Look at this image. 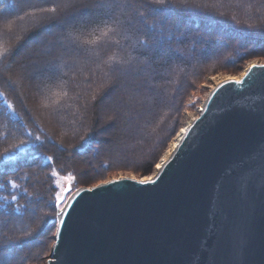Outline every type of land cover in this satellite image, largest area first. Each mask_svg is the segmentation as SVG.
Masks as SVG:
<instances>
[{
  "label": "water",
  "instance_id": "1",
  "mask_svg": "<svg viewBox=\"0 0 264 264\" xmlns=\"http://www.w3.org/2000/svg\"><path fill=\"white\" fill-rule=\"evenodd\" d=\"M253 65L209 87L155 178L81 185L46 264H264V62Z\"/></svg>",
  "mask_w": 264,
  "mask_h": 264
},
{
  "label": "trees",
  "instance_id": "2",
  "mask_svg": "<svg viewBox=\"0 0 264 264\" xmlns=\"http://www.w3.org/2000/svg\"><path fill=\"white\" fill-rule=\"evenodd\" d=\"M2 1H6V6H4L6 9L12 8V5L9 3L10 0H0V2ZM100 1L101 0L97 2L96 0H80L69 9H64L65 6H62V11L60 12H57L55 8L56 3L52 2V4L46 6V8L35 7L36 10L40 11L42 14L40 18H45V21L46 19L48 21L50 17L57 12V18L54 17L55 22L54 20L51 21V23H56L63 19L64 16L73 13L88 14L87 16L90 15L91 17L89 19H91L95 15L93 13L100 12L99 10L95 11V9L98 8L96 6L100 5ZM119 1H124L125 9H120V3L117 2L115 8L111 9L112 14L110 18H106L108 15L101 11L96 18H99L102 22L99 21V23L96 24L92 20L88 21L87 19L83 22L82 29L87 33L81 35V38L78 37V53L83 57H87L85 56V49H88V51H94L97 57H93L91 52L90 55L88 54L92 66L88 68V72H85L87 75L79 77L81 74H79L76 69L72 71L73 77L75 78L73 82L75 84L78 82V84L81 85H79L81 89L78 87L74 88L71 82L69 84L66 83V81H64L65 77L63 76H61L63 79L61 83L46 82V84L43 83L41 85L42 88L46 89V91H44L47 95L44 93L45 95L41 98V100L44 101V106H40L41 110H39V112L42 113L50 123H54L52 125L60 126L59 118L61 117H65L67 122L70 120L73 123H80V120L84 118L88 121L89 125L94 128L98 122V117L101 115L102 106L99 96L96 97L93 95L92 100L89 99L87 102L85 101V98L88 99V91L91 92V88L95 90L99 89L98 87L100 84L103 85L107 78H109L108 80L113 84L115 83L117 89L121 91L127 88L137 92L139 90L147 91L148 89L146 88L141 89L142 86L138 87L140 83L136 82V80L132 82L129 80L126 82L125 79H123L124 77L119 76V69L131 70L132 66H134V64H131L134 61L136 65L142 63L139 66L146 68L144 61L149 60L147 64L152 63L154 65V59L162 57L163 54H165L164 58L166 59L165 63L168 64V69H172L170 70L169 77L166 76L162 78V76L159 75L158 79L162 78L161 81L163 84L167 81H171L170 83L177 81L175 83L178 89L173 83L169 87L167 85L168 83L164 86L172 91V93L169 94V98L173 100L176 99L180 104L181 98L186 93V90L192 87L196 80H199L204 74L208 73L206 66H195L194 68L196 69H194L191 68L190 65L194 62V64H197V61L205 56L211 49L216 50L219 46L222 48L220 49L221 51L225 48L226 40L216 38V35H210L209 33H211V30L216 27L218 28L221 24L223 25V31L216 32L218 34L224 35L228 30V32H232V35L240 31L244 37L247 36L245 35L247 34V30L245 29H232V26L228 22L230 20L224 18L225 16L231 14L232 16L230 15L229 17L232 18L235 23L239 21L245 25L250 23V25H253L255 32H262V30H264V26L260 24L263 21L259 19L256 14L252 20H249L250 18L246 17L242 12L243 9L241 8L247 0H240L243 3L242 7L232 5V0L229 2L232 6L226 4L224 1L219 5L220 9L214 8L215 2L213 0H189L187 2L183 0H164L163 4L157 3V0ZM252 1L257 10L261 5L262 7L264 6V0ZM11 3L14 2L11 1ZM181 4H199L198 6L201 9H195L194 11L192 9L183 10L182 7L184 6H179ZM133 5L137 8H134ZM52 8H55L56 11L52 12ZM157 9H161L160 12H163L158 18L155 16ZM19 16H22L23 19L31 17L25 8ZM33 17H36V15ZM103 17L108 20H104ZM143 17L147 18H144V20ZM18 22L19 20L17 21L15 19L12 26L15 27ZM51 23L48 26H51ZM155 23H158L157 26ZM185 24L189 26H184ZM202 24L206 30H209L207 31L208 33H203V35L198 33L195 29V27H200ZM105 25L114 29V31H108L107 36H103L102 34V30L107 31ZM39 29L38 27L34 28V32L37 31L35 32L36 34L40 33ZM61 29L63 30L65 27L61 26ZM6 34H10V32L7 31ZM98 37L100 39L96 43L85 42V40H96ZM0 39V61L8 57L6 60L7 63L12 59L11 56L13 53L11 55L9 51V44L2 40V38ZM131 40L136 42L134 48L130 46ZM220 51H218V53ZM237 55V57L235 56L236 58H232L229 62L233 63L243 57L245 53L238 52ZM98 56L100 58H98ZM33 58L28 57L18 60L15 68H25L26 63L33 60ZM47 58V55L41 53L34 58V61L35 63H41L48 61ZM65 59L64 56L62 63ZM93 62L97 63L99 68H95ZM159 64H157V66H159ZM126 66H129V68H125ZM180 69L184 72L181 73L178 71ZM64 70L63 73L66 72ZM178 76L180 80H177ZM143 81L149 82L148 79H144ZM178 83H183V85L180 86ZM152 85L153 84L149 83L146 86L149 88ZM0 94H2L0 95V215L5 219L7 218V222L10 224L5 229V234H0V264H11V262H13L10 261L11 259H21L23 261V258L28 257V253L24 248L27 246H32V248L37 246L39 243L37 242V238L41 230H45L56 224V210L59 205L63 204L64 194H69L72 190L81 185L76 170L74 168L67 169L58 162V160H63L65 155L59 152L55 153L57 150L49 146L53 139L52 132L46 128V125H44L40 119L34 122L26 119L18 108L16 100L4 89L1 81ZM130 102L135 105V112L139 113V110H143V105L141 104H144V102L136 99V97L135 99H130ZM70 103L75 104L77 108L73 109V107L67 106L71 105ZM82 104L86 105L80 107ZM52 109H55V111ZM109 111L115 113V116L121 117L120 107H112ZM160 114L162 113H158V118L165 117ZM151 126L154 128L155 122H152ZM92 128L90 129L92 130ZM156 131V135L158 136L151 135V141L153 142L151 143L150 149H152V152L147 156L145 162L139 164L142 168L139 169L140 171H150L158 158L159 151L170 137L166 121L160 122L159 128H157ZM94 138L93 132L89 136H84V145L79 147L77 151L82 152L86 151V149L93 148L95 143L92 141L96 139ZM56 144L59 145L58 142ZM17 145H19L20 148H17ZM49 157L51 159H49ZM36 170L42 173L40 180H38L39 175L33 179ZM57 174L63 175L66 178V182L63 185L65 189L62 194L58 193L59 188L56 183ZM69 174L75 177V179L69 181L67 179ZM41 177L44 180H41ZM31 179L35 182L40 181L39 190H35L32 185L33 180L30 182ZM43 199H48L49 203H45L46 205L44 206L47 211L43 213L42 220L40 221L39 219L36 220V215L39 213L36 212V208L33 206L40 207V201H43ZM16 218H22V220L28 221V226L21 230H17L11 223L12 220ZM31 219H33V221L29 222ZM42 224H44V226ZM41 225L43 226L42 229H40ZM5 250L8 251V253H5Z\"/></svg>",
  "mask_w": 264,
  "mask_h": 264
},
{
  "label": "rangeland",
  "instance_id": "3",
  "mask_svg": "<svg viewBox=\"0 0 264 264\" xmlns=\"http://www.w3.org/2000/svg\"><path fill=\"white\" fill-rule=\"evenodd\" d=\"M11 1L14 3H11ZM79 1L80 0H10L9 3L12 5V8L6 9L4 7L5 5H1L0 38L9 44V51L11 52V55L12 53L13 55L11 56L12 59H10L7 63L6 60L8 57L0 61V81L4 89L16 100L18 108L21 110L22 114H24L26 119H29L32 122L40 119L42 123L46 125V128L52 132L53 141L49 146L54 147L57 150L55 153L59 152L65 155L63 160H58L57 156L56 159L67 169L74 168L76 170L80 185L91 182L95 186H99L112 175L121 172H133L138 177L153 174L156 170V166L162 160L164 153L169 149L175 138L178 137L180 131L190 118V113H196L201 106L205 93L211 84L214 83V78L219 74H239L254 60L257 62H264V30H262V32H255L253 25H250V23L248 25L241 23V21L235 23V21L229 17L231 15L230 14L224 18L233 23L232 24L228 21L232 26V29H245L247 30V34H245L247 36L244 37L240 31L232 35V32H228V30L224 33V35L218 34L216 32L223 31V25L221 24L218 28L216 27L211 30V33H209L210 35H216V38L226 40L225 48L221 51L220 49L222 48L219 46L216 50L211 49L205 56L201 57V59L197 61V64H194V62L190 65L191 68L200 65L206 66L208 73L204 74L199 80H196L194 85L186 90V93L181 98L180 104L176 99L173 100L169 98V94H171L172 91L168 89V87L172 83L176 86L175 82L177 81L172 83H170L171 81L165 82V84L168 83V87L164 86L165 84L161 81L163 77L170 76V70L172 69H168V64L165 63V54H163L162 57L154 59V65L152 63L147 64L149 60L144 61L146 68L139 66L142 63L136 65L134 61L131 64H134L131 70L122 68L119 69V76L124 77L123 79H125L126 82L129 80H131V82L136 80V82L140 83V85L138 84V87L142 86L141 89L146 88L148 89L147 91L139 90L137 92L129 88L121 91L117 89L115 83L113 84L110 82L107 77L106 82H104L105 84H100L98 87L99 89L95 90L94 88H91V92L88 91V99L85 98V101L87 102L89 99L92 100L93 95L96 97L99 96L100 104L102 106L101 115L98 117V122L94 128H92L88 121L84 118L80 120V123H73L70 120L67 122L65 117H61L59 118V123L61 124L60 126L52 125L54 123H50L47 118L39 112V110H41L40 106H44V101H42L41 98L43 95H47L45 92L46 89L42 88L41 85L43 83L46 84V82L61 83L63 81L61 76H63L65 77L64 81H66V83L69 84L71 82L73 83L74 88L78 87L81 89V85L78 84V82V85L73 82V79L75 78L73 77L72 71L76 69L78 73L81 74L79 77L87 75L85 72H88V68H91L92 66L90 63L91 59L88 58V54L90 55L92 53L93 57L96 56L94 51L91 52L88 51V49H85V56L87 57H83L78 53V39L82 37L81 35L87 33L82 29L84 20H92L94 23L98 24L100 20L96 17L101 11L108 15L106 18H110L112 14L111 9L115 8L117 2L120 3V9H125L124 1L101 0L99 2L100 5L96 6L98 8L95 9V11L99 10L100 12L93 13L95 15L91 19H89L91 17L90 15L87 16L88 14L73 13L71 15L69 14L68 16H64L63 19L56 23H51V21L55 19L54 17L57 16V12L62 11V6H65L64 9H69ZM97 1L98 0H96V2ZM183 1L187 2L189 0ZM213 1L215 2L214 8L216 7L217 9H220L219 5L224 1L226 4H232L236 7H242L243 4L240 0H232L231 4H229L230 0ZM51 2L56 3L55 8L57 9V12L50 17L48 21L47 19L45 21V18H40V15L42 14L40 11L36 10V7L46 8V6L52 4ZM245 4L244 6L246 7L243 6L241 9H243L242 12L246 15V17L250 18L249 20H252L256 14L258 18L263 21L260 24L264 26V6L262 7L261 5L257 10L252 0H247ZM198 5L199 4H181L179 6H184L182 7L183 10L192 9L194 11L195 9H201ZM133 7L137 8L134 5ZM24 8L27 9L29 16H31L30 18L23 19L22 16H19ZM162 13L163 12L156 11V18L161 16ZM34 15H36V17H33ZM144 18L147 17H143V19ZM15 19L17 21L19 20V22L15 25V27H13L12 24ZM104 20L108 19L104 18ZM50 23L51 26H48ZM157 24L158 23H155L156 26ZM186 25L187 24L184 26ZM61 26H64L65 29L62 30ZM37 27L40 28V33L36 34L35 32L37 31L34 32V28ZM195 29L198 33H201V35H203V33H208L207 31H209L205 29L203 24L200 27H195ZM7 31L10 32V34L7 35ZM130 46L134 48L136 46V42L131 40ZM218 51L221 53H218ZM238 52L245 53V55L233 63L229 62L232 58L234 59L238 56ZM41 53L47 55L48 61L35 63L34 58ZM64 56L66 59L63 61V64L62 60L64 59ZM28 57L34 58L30 62L26 63L25 68H15L18 60ZM98 58L100 57L98 56ZM93 64H95L93 65L95 68H99L97 63L93 62ZM157 64H159V66H157ZM63 66L65 70L63 69ZM125 68H129V66H126ZM63 70L66 71V74L63 73ZM178 71L181 73L184 72L181 71V69ZM159 75L162 76L161 79H158ZM144 79H148L149 82L147 83L143 81ZM177 80H180L179 76ZM149 83L153 85L148 88L146 85ZM178 84L180 86L183 85V83ZM135 97L136 99L144 102V104H141L143 105V110H139V113L135 112V105L130 102V99H135ZM70 104L71 105L67 106H70L71 108L73 107V109L77 108L75 104ZM85 105L86 104H82L80 107H84ZM116 106L120 107L121 117H117L115 116V113L109 111L112 107L114 108ZM52 110L55 111V109ZM158 113H162L160 115L165 117L158 118ZM163 121H166L170 137L159 151L158 158L150 171H140L139 169L142 168L139 164L145 162L147 156L152 152V149H150L151 143L153 142L151 141V135L157 134L156 129L159 128V123ZM152 122H155L154 128L151 126ZM90 128H92V130ZM92 132L96 138H94L95 141H92L95 143L94 147L86 149V151L78 152V148L84 145L83 137L89 136ZM55 140L59 143V145L56 144L57 142ZM43 150L47 151L46 149ZM38 171L39 170L35 171L36 173L33 179L39 175L38 180H40L42 173ZM33 179H31L30 182ZM41 180L44 179L41 177ZM32 182L35 190H39L40 181L35 182L33 180ZM65 182V176L59 174L56 175V183L59 188L58 193L62 194L64 191L65 188H63V185ZM69 195L70 194L67 196ZM45 203H49V200L43 199V201H40L41 208L33 206L36 208V212L39 213L36 215V220L39 219L41 221L43 213H46L47 210L44 206L46 205ZM32 221L33 219L29 220V222ZM11 223L17 230H21L29 224L28 221L22 220V218H16L15 220H12ZM9 225L10 224H8L7 218L5 219L0 215V234L4 235L5 229ZM42 225L44 226V224ZM42 225L40 229H42ZM56 229L57 223L50 228L41 230L37 238V242H39L37 246L34 248H32V246L24 248V250L28 253V260L27 258H23V261L21 259H11L10 261H13L11 264H46L50 259L53 249ZM4 252L8 253L6 250Z\"/></svg>",
  "mask_w": 264,
  "mask_h": 264
},
{
  "label": "bare ground",
  "instance_id": "4",
  "mask_svg": "<svg viewBox=\"0 0 264 264\" xmlns=\"http://www.w3.org/2000/svg\"><path fill=\"white\" fill-rule=\"evenodd\" d=\"M1 5H5L6 6V1H2V2H0V6ZM253 62H257V61H252L250 64H248L247 66H246V68L244 69V71H242V72H240L239 74H229V76L233 79V80H241V79H243V78H245V75H244V73H246V72H248V70H249V68H251L252 67V65H253ZM223 76H225V75H223V74H219V75H217L214 79V83H216L218 80H220ZM213 83V84H214ZM213 84H211V86L213 85ZM201 106H202V104H201ZM200 106V107H201ZM200 107H199V109H200ZM199 109L197 110V112L195 113V112H191L190 113V118L188 119V121L186 122V124L184 125V127H183V129L180 131V133H179V135H178V137L177 138H175V140L171 143V145H170V147H169V149L177 142V140L180 138V136H181V134L183 133V131H184V129L186 128V126L194 119V117L197 115V113H198V111H199ZM168 149V150H169ZM167 150V151H168ZM166 151V152H167ZM165 152V153H166ZM165 153H164V155H165ZM164 155H163V157H164ZM163 157H162V160H163ZM162 160L158 163V165H161V162H162ZM158 170H159V167H157L156 166V170H155V172L153 173V174H148V175H144V176H141V177H139L141 180H148V179H153V178H155V176L157 175V172H158ZM61 210V211H60ZM57 212V218H58V216H59V220L61 221V219H62V217H63V215H64V209L62 210V206L61 205H59L58 206V208H57V210H56ZM60 212V213H59ZM59 214V215H58ZM56 218V219H57ZM59 221V222H60ZM54 235V234H53Z\"/></svg>",
  "mask_w": 264,
  "mask_h": 264
},
{
  "label": "snow or ice",
  "instance_id": "5",
  "mask_svg": "<svg viewBox=\"0 0 264 264\" xmlns=\"http://www.w3.org/2000/svg\"><path fill=\"white\" fill-rule=\"evenodd\" d=\"M157 3H160V4H163L164 3V0H157ZM161 9H157V11H160ZM51 11L52 12H55L56 11V9L55 8H52L51 9ZM105 27L107 28V31H104V30H102V34H103V36H107L108 35V31H114V29H112L110 26H108V25H105ZM99 37L98 38H96V40H89V41H85L86 43H96V42H98L99 41ZM257 65H253V67H256ZM259 67H264V65H259ZM249 72H251V68H249V70H248V72H246V73H244V75L245 76H247L248 74H249ZM234 83H237V84H240V83H242V80H234L233 81ZM0 95H2V94H0ZM38 139V138H37ZM17 148H20V146L19 145H17ZM21 150H23V149H21ZM49 159H51L50 157H49ZM157 167H160V165H157ZM67 179L69 180V181H72V180H74L75 179V177H73L71 174H69L68 175V177H67ZM143 182V181H142ZM13 186H15V185H13ZM14 199V198H13Z\"/></svg>",
  "mask_w": 264,
  "mask_h": 264
}]
</instances>
